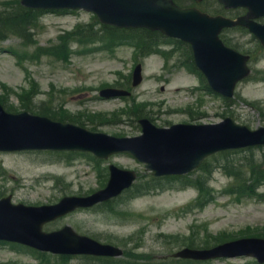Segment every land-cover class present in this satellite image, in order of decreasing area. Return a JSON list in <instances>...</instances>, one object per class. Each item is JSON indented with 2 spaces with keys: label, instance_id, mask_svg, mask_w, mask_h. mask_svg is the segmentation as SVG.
Wrapping results in <instances>:
<instances>
[{
  "label": "rangeland",
  "instance_id": "rangeland-1",
  "mask_svg": "<svg viewBox=\"0 0 264 264\" xmlns=\"http://www.w3.org/2000/svg\"><path fill=\"white\" fill-rule=\"evenodd\" d=\"M0 12L5 4L11 9H18V0H0ZM241 13V12H240ZM230 15H236L230 13ZM90 24V25H88ZM98 22L91 13L77 11L65 15L47 13L42 15L37 26L31 30L30 38L25 42L18 36L10 35L0 43V94H9L11 88L19 90L35 81L42 93L36 98L35 105L45 101L64 106L68 112L75 114L110 113L128 107L134 102H145L142 113L155 119L159 126L199 120L201 123H217L227 116L233 117L240 124L256 129L264 126V86L256 80V70L264 72V52L253 61V76L242 82L236 90L230 106L221 97H214L200 87L197 76L188 70L173 69L170 64L166 70L164 59L153 55L142 61L144 66V82L136 88L131 98L104 101L99 98V91L108 86L126 85L130 72L136 66L133 54L136 48L118 45L106 51L105 39L96 41L92 33L97 30ZM76 26H82L79 41L68 44L61 51L54 50L60 36L70 34ZM94 28V29H93ZM242 48H255L250 43L251 37L239 31L227 33ZM104 33L99 36L102 38ZM21 56V63L16 55ZM263 98L260 105H247V100ZM17 109H21L17 95L10 98ZM8 107L10 105H7ZM191 108V109H189ZM184 110V111H183ZM225 115V116H224ZM131 116V115H130ZM124 116V120L107 122L97 120L98 131L114 136H135L140 133L136 120ZM110 163L127 169L143 171V167L127 156L114 158ZM0 166L6 172L0 174V199L11 196L14 203L28 206H41L57 203L65 196H82L99 190L102 178L98 176L93 163L86 158L74 156H57L55 154H4L0 153ZM108 163L102 162L104 170ZM230 179L220 172L214 176L213 185L221 190L228 185ZM260 191L264 193V184ZM194 190L168 192L141 198L132 203L135 212L148 214L146 245L142 251L156 252L161 255L164 248L155 241L157 232L166 234H182L189 230V224L197 219L210 223L212 235L222 231L237 232L247 226H264V201L246 199L237 202L226 195H220L214 204L209 205L200 214L187 218L171 217L160 220L167 210L178 209L196 197ZM109 217H103L94 211H78L63 220L47 225L46 231L60 229L65 225L72 226L81 234L89 235L100 241L108 240L125 250L131 231L141 218L131 220V227H113ZM132 246V244H131ZM168 255V254H166ZM49 264H96L92 261H67L61 257H47ZM160 258L152 261L158 262ZM249 258L220 260L211 264H251ZM0 264H39L35 256L13 250L9 246H0Z\"/></svg>",
  "mask_w": 264,
  "mask_h": 264
},
{
  "label": "water",
  "instance_id": "water-1",
  "mask_svg": "<svg viewBox=\"0 0 264 264\" xmlns=\"http://www.w3.org/2000/svg\"><path fill=\"white\" fill-rule=\"evenodd\" d=\"M229 6H249L255 16L264 15V0H222ZM25 3L41 7H80L96 12L100 18L118 26L147 27L161 30L169 36H177L193 44L198 66L206 73L212 87L226 95H232L236 82L245 74V58L227 50L218 41V33L223 27L234 23L222 18L212 19L196 11L180 10L171 0H25ZM251 30L264 42V27L250 25ZM0 115L12 120L13 126L7 129V135L28 141L27 144L0 146V150L18 149H90L100 154L99 144L93 143V136L84 137L82 141L70 139L69 136H54L55 129H64L48 120H41L45 126L35 122L27 115ZM25 121L35 126L28 127ZM264 144V129L252 132L239 127L232 120L218 126L179 127L171 131H156L148 128L139 144L131 146V151L139 159L149 162L156 172L186 171L195 166L208 153L222 148H236ZM120 149V148H119ZM103 194L93 200L102 198ZM60 245L50 246L56 249L75 252H98L95 244L79 239L70 233L48 237ZM66 238V239H65ZM65 239V240H64ZM64 240V241H63ZM26 243L43 245L37 239L27 237ZM68 245V247L66 246ZM70 246V247H69ZM264 257L258 250H253ZM233 255L229 248H220L212 252L192 254L194 257L207 258L220 255ZM259 257V258H260Z\"/></svg>",
  "mask_w": 264,
  "mask_h": 264
},
{
  "label": "trees",
  "instance_id": "trees-1",
  "mask_svg": "<svg viewBox=\"0 0 264 264\" xmlns=\"http://www.w3.org/2000/svg\"><path fill=\"white\" fill-rule=\"evenodd\" d=\"M125 34H126V35H130V32H126ZM131 35H136V36L142 35V36H144V33H143V32H139V31H137V32H132ZM146 37H148L149 39H152L153 34L147 32V33H146ZM136 190H140V188H136ZM145 190L147 191V190H149V188H146Z\"/></svg>",
  "mask_w": 264,
  "mask_h": 264
},
{
  "label": "bare ground",
  "instance_id": "bare-ground-1",
  "mask_svg": "<svg viewBox=\"0 0 264 264\" xmlns=\"http://www.w3.org/2000/svg\"><path fill=\"white\" fill-rule=\"evenodd\" d=\"M252 103H257V102H260V101H251Z\"/></svg>",
  "mask_w": 264,
  "mask_h": 264
}]
</instances>
